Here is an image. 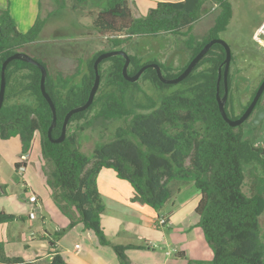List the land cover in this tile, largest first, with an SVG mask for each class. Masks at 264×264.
<instances>
[{
    "label": "trees",
    "instance_id": "1",
    "mask_svg": "<svg viewBox=\"0 0 264 264\" xmlns=\"http://www.w3.org/2000/svg\"><path fill=\"white\" fill-rule=\"evenodd\" d=\"M76 1L89 6L90 28L105 37L110 48L94 52L84 63L79 60L81 66L71 76L60 71L53 75L47 63L33 58L47 72L44 88L56 112L52 139L60 136L65 115L86 103L95 80L94 62L99 55L117 50L126 52L123 46L138 38L164 34L187 36L192 25L202 18L204 6L210 3L217 10L212 25L200 41L188 35L185 44L189 58L176 74L157 61L147 63L158 64L165 78H175L206 43L219 38L232 17L228 0L157 2L155 8L139 18L133 16L131 0ZM51 16L52 13L44 18L38 16L27 32L20 33L10 11L0 9V80L2 63L39 42ZM128 57L129 76L146 65L140 64L134 55ZM224 59V49L213 45L192 72L176 85L162 84L153 69H147L137 82L130 83L122 75L121 57L102 61L98 65L100 82L92 104L70 118L65 139L59 144L52 143L48 137L52 112L40 90V70L18 60L8 63L0 109V139L18 138L23 157L30 153L32 142L38 137L45 185L54 206L69 221L56 237L81 224L85 231L94 234L100 246L113 250L119 264H129L128 250L149 247L114 244L105 236L101 227L105 207L97 177L101 170L109 169L131 186V202L155 211L173 197V187L179 186L175 184L192 183L199 193L194 210L197 227L212 252V259L187 264H264V241L259 229L264 213V160L255 155L241 133L230 127L219 112L216 85ZM105 62L109 66L103 71ZM141 83L147 84L151 93ZM227 84L230 91V75ZM223 95L221 79L219 96ZM224 110L230 118L227 109ZM116 122L119 126L108 141L95 144L90 154L81 151L80 139L85 131H108ZM24 163H16V171ZM245 166L250 168L253 183L258 184L251 185L249 196L243 192ZM254 171L262 175H254ZM1 190L0 185V196ZM16 220L17 216L0 211V224ZM48 242L50 264H67L54 249V242ZM0 264L32 263L7 256L0 242Z\"/></svg>",
    "mask_w": 264,
    "mask_h": 264
},
{
    "label": "crops",
    "instance_id": "2",
    "mask_svg": "<svg viewBox=\"0 0 264 264\" xmlns=\"http://www.w3.org/2000/svg\"><path fill=\"white\" fill-rule=\"evenodd\" d=\"M180 1L183 0H131L130 7L133 16L139 18L146 15L149 9L155 8L157 2ZM0 9H8L17 30L25 33L39 16L41 2L0 0ZM252 39L264 49V17L259 18ZM35 142L40 151L36 136L30 153L13 160L12 157L17 156V152L20 153L21 150L19 139L14 137L5 142L0 140V169L3 160L6 165L11 164L15 173L13 179L20 184L7 185L0 177V211L18 217L14 222L0 224V242L4 244L6 255L20 257L32 264H50L48 241H53L54 249L67 264H119L113 250L100 246L94 234L85 231L81 224L56 237L57 232L67 228L69 221L52 202L50 191L45 185L43 163L40 164L42 177L36 176L30 169L29 159ZM11 147L16 148L15 154L11 153ZM21 161L25 162L24 170L16 171L15 164ZM97 187L105 207L101 227L108 240L120 245L149 246L143 250H128L126 256L129 264H187L189 261L210 260L204 259L209 250L200 243V239L194 241L195 237L203 235L197 227L198 217L194 212L199 193L191 190L192 194L183 198V191L190 185L173 187V197L159 211L131 202V186L119 180L112 170H101L97 177ZM32 196L36 198L35 204L30 203ZM31 213L33 218L29 216ZM162 216H165L167 223L160 226L158 219Z\"/></svg>",
    "mask_w": 264,
    "mask_h": 264
},
{
    "label": "rangeland",
    "instance_id": "3",
    "mask_svg": "<svg viewBox=\"0 0 264 264\" xmlns=\"http://www.w3.org/2000/svg\"><path fill=\"white\" fill-rule=\"evenodd\" d=\"M232 8V17L226 30L218 35V39L224 41L230 48L231 61L229 72H238V75H245L252 83L253 89L257 87L259 76L264 73V65L260 63V54L264 49L257 45L252 39L253 32L257 26L259 18L264 15V0H228ZM41 9L39 17L44 18L49 12L52 13L51 18L44 27L39 42L29 46L24 54L47 63L48 70L51 74L60 71L64 76L75 74L76 69L81 66L79 60L83 63L90 59L94 52L99 50H108L110 46L107 44L106 38L96 34L91 27V17L87 15L89 6L87 4H79L76 0H40ZM217 10L210 3L203 8L202 18L192 25L188 35H192L197 41L202 40L207 30L212 25V20ZM187 36L160 35L154 38H138L130 41L123 46L127 54L138 57L140 64H146L151 61H157L170 69L176 74L187 62L189 52L185 42ZM251 53V55H249ZM246 54V55H245ZM260 58V59H259ZM109 66L108 62L102 65V70H106ZM75 80V79H74ZM77 80V79H76ZM237 81V79L235 80ZM234 83V82H233ZM236 84V83H235ZM141 86L148 91L150 88L147 84ZM151 93L150 91H148ZM239 89L235 95H231V91L227 96V104L234 102L239 94ZM233 98V100H232ZM94 113H90V118ZM82 123V122H81ZM119 123H113L109 126L108 131L87 130L80 139L81 151L90 154L95 144L108 141L114 129ZM1 140V139H0ZM2 141V140H1ZM5 142V141H3ZM9 143V142H7ZM11 146H13L11 144ZM38 143L35 142L29 164L31 171L36 176L42 177L40 172V164L43 163L38 151ZM19 150V147L17 148ZM11 153L15 154L16 148H10ZM22 152H17V156H13V160L20 159ZM23 158V157H22ZM250 168L244 167L245 180L243 192L249 196L251 185L253 183L252 174H249ZM254 175L261 176L258 171H254ZM15 176L14 169L11 164L6 165L3 160V166L0 169V177L7 185H20L13 179ZM17 178V176H16ZM40 181V180H39ZM181 185V184H175ZM190 185L183 191L184 197L190 196L191 190L195 192L192 183L182 184ZM19 190L21 188L17 187ZM259 229L261 238L264 241V213L259 220ZM200 239L209 253L205 258L212 259V252L201 236L195 237L194 241ZM158 252V251H156ZM209 260V261H210ZM207 262V260H204Z\"/></svg>",
    "mask_w": 264,
    "mask_h": 264
},
{
    "label": "water",
    "instance_id": "4",
    "mask_svg": "<svg viewBox=\"0 0 264 264\" xmlns=\"http://www.w3.org/2000/svg\"><path fill=\"white\" fill-rule=\"evenodd\" d=\"M213 45L221 46L225 52V59H224L223 63L221 64L220 68L218 69V78H217V85H216V101L218 104V109H219V112H220L223 120L230 127L235 128V127L239 126L245 120L248 112L251 110V108L254 106L257 99L259 98V96L263 92L264 80L261 83V85L259 86V88H258V90H257V92L253 98L252 104L250 105L247 112L238 120H231L230 118H228L226 113H225L224 106H225V103L227 100L226 78H227V73H228L229 65H230V61H231V53H230L229 46L224 41H222L221 39H212L208 43H206L205 46L200 50V52L189 62L187 67L184 69V71L180 75H178L177 77L171 78V79H167L163 76V73H162L160 66L156 63H150L147 65H144L139 69V71L136 74H134L133 76H129L128 75V67L130 64V59H129L128 54L126 52L121 51V50H117V51H110V52L102 53L101 55H99L96 58V60L94 62L93 68H94V73H95V80H94L93 86L90 90V93H89V96H88L86 103L82 106L71 109L65 115L64 120H63V124H62L61 134L57 139L51 138V132L56 125V112H55L54 104L52 103L51 99L47 95L45 88H44L46 74H47L46 69L39 62L34 60L32 57H30L24 53H15V54L11 55L10 57H8L2 63V66H1L0 109H1L3 101H4L5 84H6V82H5V71H6V67H7L8 63H10L11 61L18 60V61H22L24 63L34 65L41 72L40 90H41L42 96L44 97V99L48 103V105L51 109V112H52V121H51L50 127L48 129V137L52 143L59 144V143L63 142V140L65 139L66 131H67V125H68L70 118L74 114L86 111L89 108V106L92 104L94 97H95V94L97 92V89L99 87V82H100V76L98 73V65L102 61L109 59V58H112V57H117V56L121 57L124 60V65L122 68V75H123L124 79L130 83L137 82L140 79L141 75L144 73V71H146L147 69H153V70H155L156 75L162 84H164V85H176V84H179L180 82H182L192 72V70L197 65V63L207 54V52L211 49V47ZM221 68H224V71H223L224 95L222 97L219 96V83L221 81Z\"/></svg>",
    "mask_w": 264,
    "mask_h": 264
},
{
    "label": "flooded vegetation",
    "instance_id": "5",
    "mask_svg": "<svg viewBox=\"0 0 264 264\" xmlns=\"http://www.w3.org/2000/svg\"><path fill=\"white\" fill-rule=\"evenodd\" d=\"M261 58V59H260ZM260 63L264 65V52L260 54ZM222 70V68H221ZM224 71V68H223ZM223 71H221V79L223 80ZM237 71V70H236ZM227 73L231 78V95H235L239 89V94L234 102L228 105L227 100L224 106L228 111V115L231 120H238L241 118L249 109L252 104L253 98L264 80V73L259 76V82L257 87L253 89L251 81L245 75H238V72ZM226 78V84H227ZM237 79V81H235ZM234 82V83H233ZM236 83V84H235ZM224 87V84H223ZM227 96L229 94L228 84L226 86ZM233 100V98H232ZM240 132L243 140L248 142L250 149L255 155L264 160V90L257 99L254 106L248 112L245 120L237 127L234 128Z\"/></svg>",
    "mask_w": 264,
    "mask_h": 264
},
{
    "label": "built area",
    "instance_id": "6",
    "mask_svg": "<svg viewBox=\"0 0 264 264\" xmlns=\"http://www.w3.org/2000/svg\"><path fill=\"white\" fill-rule=\"evenodd\" d=\"M24 169L23 168H20L19 169V171L20 172H22ZM30 203H32V204H35L36 203V198L35 197H30ZM30 218H33V214L31 213L30 215ZM166 219H165V216H162V217H160L159 219H158V224L160 225V226H163V225H166ZM75 248H78V246H76Z\"/></svg>",
    "mask_w": 264,
    "mask_h": 264
}]
</instances>
